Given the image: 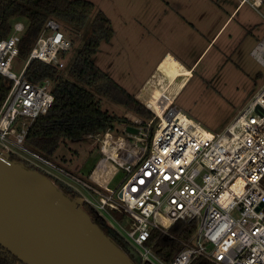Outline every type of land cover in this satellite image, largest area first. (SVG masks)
I'll return each mask as SVG.
<instances>
[{
	"label": "built area",
	"instance_id": "built-area-1",
	"mask_svg": "<svg viewBox=\"0 0 264 264\" xmlns=\"http://www.w3.org/2000/svg\"><path fill=\"white\" fill-rule=\"evenodd\" d=\"M246 2L258 11L264 4V0H239L237 8ZM24 29V23L16 20L10 34L0 39V73L10 80L0 104L3 146L63 185L77 188L119 231L124 243L133 245L149 262L191 264L200 259L198 264H264V82L219 132L183 113L174 104V93L162 92L161 113L140 99L154 112L153 118L143 124L142 118L126 114L130 122L119 124L144 129V144L133 154L116 140L113 146L123 153L114 156L104 149L103 136L114 128L86 133L124 172L117 188L107 187L89 174L79 175L78 161L72 169L66 167L58 146L56 152L44 156L26 145L29 125L53 102L52 81H33L26 69L34 59L63 68L62 55L73 42L62 24L48 17L15 72L11 66ZM250 54L264 69V34ZM178 220L195 222L186 239L170 230ZM153 232L180 242L171 260L154 252L157 238Z\"/></svg>",
	"mask_w": 264,
	"mask_h": 264
},
{
	"label": "rangeland",
	"instance_id": "rangeland-1",
	"mask_svg": "<svg viewBox=\"0 0 264 264\" xmlns=\"http://www.w3.org/2000/svg\"><path fill=\"white\" fill-rule=\"evenodd\" d=\"M90 1L110 18L114 28L110 40L100 42L93 60L136 98L141 83L151 73L157 74L159 59L171 52L192 71L177 91L176 85L169 89L170 93L176 91L174 104L205 128L219 132L264 82V69L250 54L264 34V4L259 11L247 2L236 8L202 52L239 0ZM92 17H88L86 27L71 34L72 46L62 57L64 76L89 34ZM24 61L17 55L11 68L18 72ZM95 103L109 114H134L99 95ZM98 145L83 135L60 141L58 149L66 167L72 169L78 161V174L86 177L100 156ZM123 176L120 169L109 186L117 188Z\"/></svg>",
	"mask_w": 264,
	"mask_h": 264
},
{
	"label": "trees",
	"instance_id": "trees-1",
	"mask_svg": "<svg viewBox=\"0 0 264 264\" xmlns=\"http://www.w3.org/2000/svg\"><path fill=\"white\" fill-rule=\"evenodd\" d=\"M93 15L89 24V34L76 52L64 76L62 68L34 59L26 69V75L33 81L49 78L52 81L53 102L47 112L39 114L29 125L25 143L32 150L49 156L60 141L83 137L88 132L117 129L121 122H130L125 116L109 114L96 107V95L106 97L132 111L143 120L152 119L154 112L118 83L105 69L98 66L93 56L102 40H110L114 28L110 18L96 9L90 0H0V39L7 37L16 20H21L25 29L21 34L18 55L28 56L33 40L40 33L46 19L54 17L63 23L65 33L70 37L86 27L87 19ZM230 13L228 14V17ZM64 55H62L63 57ZM10 86L0 73V104ZM96 94V95H95ZM66 191L70 188L63 185ZM195 229V222L176 221L171 231L188 238ZM154 252L165 261L173 258L181 247L177 240L164 237L157 232ZM114 240L122 246L126 244L118 236ZM195 259L191 264H198ZM0 264H24L0 245Z\"/></svg>",
	"mask_w": 264,
	"mask_h": 264
},
{
	"label": "water",
	"instance_id": "water-1",
	"mask_svg": "<svg viewBox=\"0 0 264 264\" xmlns=\"http://www.w3.org/2000/svg\"><path fill=\"white\" fill-rule=\"evenodd\" d=\"M63 184L0 143V245L5 250L24 264H154L133 245L117 243L114 236H122L112 223L77 188L67 184L68 192Z\"/></svg>",
	"mask_w": 264,
	"mask_h": 264
},
{
	"label": "bare ground",
	"instance_id": "bare-ground-1",
	"mask_svg": "<svg viewBox=\"0 0 264 264\" xmlns=\"http://www.w3.org/2000/svg\"><path fill=\"white\" fill-rule=\"evenodd\" d=\"M159 65L160 66L157 67L158 69L155 71L157 74L154 73L150 77V81H148L146 87L143 88L142 93L140 92L138 96H140L139 98L145 103L151 105L156 112L161 113L165 104V102L160 103L159 100L160 96H162V92L169 93V89L173 85L175 86V84L180 87L190 75V71L175 59H171V57L165 58ZM177 76H179V78H177ZM150 90L154 92V95H148ZM144 137L145 132L141 127L119 125L117 129H113L112 131L107 130L106 134L103 136V145L104 149L108 151V153L114 154V156L118 155V152L123 153L124 150L116 149L115 145L113 146V141L116 140L120 145L125 144L133 154V152L142 148ZM98 151L100 156L97 163L88 174L107 187H110V181L120 172V168L114 164L111 159L107 158L100 149ZM122 157L123 156H120L119 159L122 160Z\"/></svg>",
	"mask_w": 264,
	"mask_h": 264
},
{
	"label": "crops",
	"instance_id": "crops-1",
	"mask_svg": "<svg viewBox=\"0 0 264 264\" xmlns=\"http://www.w3.org/2000/svg\"><path fill=\"white\" fill-rule=\"evenodd\" d=\"M236 8H237V5L233 8V10L230 12V16L233 14V12L236 10ZM229 16V17H230ZM229 17L227 16L226 17V19L224 20V22L221 24V26L218 28V30H217V32L209 39V41L206 43V45L204 46V48H203V50H202V52L208 47V45L211 43V41L214 39V37L216 36V34L219 32V30L223 27V25L227 22V20L229 19ZM201 52V53H202ZM200 53V54H201ZM168 57H171V59L173 58V59H175L178 63H180L182 66H183V64H182V62L173 54V53H171V52H167L165 55H163L160 59H159V61L157 62V64H158V66L157 67H159L160 65L159 64H161L164 60H165V58H168ZM163 59V60H162ZM196 61V60H195ZM195 61L193 62V63H191L189 66L191 67V66H193L194 64H195ZM156 64V65H157ZM184 67V66H183ZM187 70H189L190 71V75H191V69L189 68V67H185ZM158 68H156V70H157ZM152 74V73H151ZM150 74V76L149 77H147L142 83H141V88H140V91L137 93V96L138 95H140V92L142 93V90H143V88L146 86V84L148 83V81H150V77L154 74H152L151 75ZM189 75V76H190ZM188 76V77H189ZM187 77V78H188ZM166 78V77H165ZM177 78H179V76H177ZM183 84H184V82H183ZM182 84V85H183ZM176 85V84H175ZM181 85V86H182ZM139 86V87H140ZM180 86V87H181ZM179 86H177L176 85V91L180 88ZM175 90H174V94H175V92H176ZM149 93L150 94H148V95H152L154 92L152 91V90H150L149 91ZM154 95V94H153ZM138 97H140V96H138Z\"/></svg>",
	"mask_w": 264,
	"mask_h": 264
},
{
	"label": "flooded vegetation",
	"instance_id": "flooded-vegetation-1",
	"mask_svg": "<svg viewBox=\"0 0 264 264\" xmlns=\"http://www.w3.org/2000/svg\"><path fill=\"white\" fill-rule=\"evenodd\" d=\"M101 224L104 226V228H106L105 224L103 222H101Z\"/></svg>",
	"mask_w": 264,
	"mask_h": 264
}]
</instances>
